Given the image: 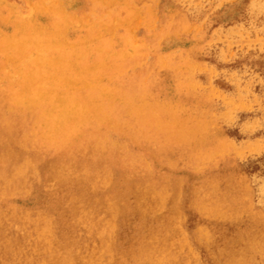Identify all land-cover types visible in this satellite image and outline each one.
<instances>
[{
  "label": "bare ground",
  "instance_id": "6f19581e",
  "mask_svg": "<svg viewBox=\"0 0 264 264\" xmlns=\"http://www.w3.org/2000/svg\"><path fill=\"white\" fill-rule=\"evenodd\" d=\"M35 6L0 9V264H264V215L165 59L178 30L135 46Z\"/></svg>",
  "mask_w": 264,
  "mask_h": 264
},
{
  "label": "rangeland",
  "instance_id": "374dc122",
  "mask_svg": "<svg viewBox=\"0 0 264 264\" xmlns=\"http://www.w3.org/2000/svg\"><path fill=\"white\" fill-rule=\"evenodd\" d=\"M35 2L0 0V9L10 8L28 22L34 17ZM72 4L74 9L64 16L73 29L79 30L83 20L107 26L115 17L118 34L135 46L149 31L157 33L163 21L178 30L182 48L191 50L182 51L176 42L179 49L165 59L179 73L181 95L207 99L209 108L201 107L199 115L221 127L219 138L247 181L254 209L264 215V0H72ZM155 43L171 46L160 36ZM165 69L152 64L149 73L163 75Z\"/></svg>",
  "mask_w": 264,
  "mask_h": 264
}]
</instances>
